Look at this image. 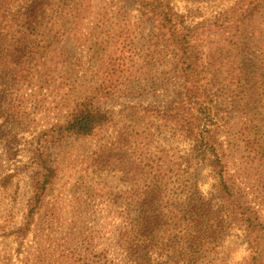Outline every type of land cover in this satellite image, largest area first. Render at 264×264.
<instances>
[{
  "label": "rangeland",
  "instance_id": "obj_1",
  "mask_svg": "<svg viewBox=\"0 0 264 264\" xmlns=\"http://www.w3.org/2000/svg\"><path fill=\"white\" fill-rule=\"evenodd\" d=\"M62 1L45 0L37 20L60 25L59 34L39 24L35 29L34 20L0 33L7 41L23 40V49L11 53L20 57L11 60V84L0 88V264H135L125 228L139 214L143 223L150 222L153 234L169 236L174 214L161 215L164 207L183 215L189 200L196 206L199 200L220 210L224 202L215 166L188 164L191 152L206 140L225 159L235 192L241 191L247 207L264 219V0H169L171 13L189 36L192 29L193 39L205 32V51L210 32L218 29L215 24H242L241 39H228L222 53L230 65L210 69L201 62L205 70L194 76L210 82L190 84L188 92L175 72L173 48L140 16L134 1L84 0L88 9L68 21L56 13ZM11 16L0 18L1 25L12 21ZM124 32H129L128 38ZM116 36L133 42V52L141 57L130 69L113 72L114 84L121 86L118 93L95 105L110 123L89 139L50 142L43 136L46 131L108 79L101 66L109 61L105 55L118 41ZM11 49L0 50L2 58ZM203 85L208 86L204 94ZM188 96L192 104L208 101L216 117L213 125L202 121L192 130L187 128L189 119H175ZM244 130L246 149L240 142ZM40 147L53 177L27 236L21 238L16 231L31 206L32 178L42 172L37 162ZM151 189H159L154 201L145 199ZM223 211L212 222L196 223L190 206V215L173 234L195 227L210 245L200 254L214 257L215 264H245L249 253L244 229L235 215L218 225ZM136 257L139 264L142 258ZM147 260L175 264L177 257L153 249Z\"/></svg>",
  "mask_w": 264,
  "mask_h": 264
},
{
  "label": "trees",
  "instance_id": "obj_2",
  "mask_svg": "<svg viewBox=\"0 0 264 264\" xmlns=\"http://www.w3.org/2000/svg\"><path fill=\"white\" fill-rule=\"evenodd\" d=\"M125 1H134L140 16L146 19V21L149 20L150 23L154 24L160 35L167 38L168 47L173 48L172 57L177 61L175 72L179 75V79L184 80L186 92L190 91V84L196 87L198 83L210 82L207 81L205 77L204 81H200L194 76L198 72L205 70L200 64L201 62L204 61V64H207L210 69L211 67L221 66L222 69L225 70L227 66L230 65L228 57L226 54L222 53L227 47L228 39L234 40V42L237 43L238 39H241L240 35L243 33L241 21L238 20V22H235V25L231 26H224L223 24L219 26L215 24L214 26L218 29L210 32L212 37L208 39L207 50L205 51L203 44L205 32L197 33L193 39L191 34L194 33V30L192 29L189 36L183 24L178 23L174 18V14L171 13L168 7L169 0ZM44 2L45 0H0V18L6 20L11 15V18H13L10 22L3 21L2 25V21H0V33L8 32V27L10 26L14 28L17 26L24 28L28 25L29 21L34 20L35 29L39 24L40 29L50 27V34L52 30L56 31V34H59L62 30L60 25L53 23L43 24L37 21L39 18L38 12L40 9H43ZM83 3L84 0H63L58 5L56 13L60 14L59 17H67V21L75 20L76 15L80 14L82 9H88V6ZM16 12L17 14L13 15ZM228 32H232L233 35L231 37H226V33ZM124 33L127 35L126 38H128L129 32ZM116 37L118 41L112 43L111 49L107 51L105 55V57H108L109 61H105L106 64H102L101 66V70H103L105 74V79H108L100 84L98 89H95L81 99V103H76L73 108L69 109L65 119L48 129V134L46 131L43 136L46 139L48 138L50 142H60L66 138L89 139L92 138L98 130L108 126L110 123V117L108 118L107 114L102 112L95 105L98 104L101 99L118 93L117 90H119L121 86L114 84L115 76L113 72L116 73L117 70L119 71V68L122 67L130 69L131 67H129V64L135 62L137 57L138 59L141 57V55H138L139 51L133 52L135 50L133 42L129 41L126 43L127 39L121 41V37ZM213 38H215L214 41H212ZM22 43L23 40L20 37L12 39V41H7L4 36L0 35V50L5 51L9 47L12 48L4 58L0 55V88L2 89L11 84V78L7 77L9 69L14 65L11 63V60L20 58L14 57L11 53L13 49L19 51L23 49ZM242 52L243 51H240L238 54L240 55ZM206 60H209L208 63L205 62ZM5 78L6 81L4 82L3 79ZM241 80L246 81L245 78H241ZM207 87V85L200 87L203 94L208 92L206 89ZM204 98L207 100V96ZM182 103L183 104L174 117L175 119L183 121H185L184 119H189L190 123L187 125V128H192L193 130L195 124L202 121H207L210 126L213 125L216 117L211 113V110L208 109V101H206V104H192L191 97L188 96ZM189 104L190 109L186 106ZM46 139L42 141L43 147L47 143ZM203 142L206 144L202 143L201 146H198V150L191 152L188 164L189 166L196 167L206 163H212L213 166H215L216 186L218 194L221 196L224 203H222L219 211H214L213 207H205L199 200L198 206L195 204L190 205L189 200V202H187L189 211L183 215H181L182 213L180 212L176 213V211L169 209V207H164V209H161V215L165 212H167L166 215L174 214L173 220L175 222H170L172 228L169 236L163 235V232L153 234L150 222L143 223L139 218V214L136 221H130L126 224L125 228V233L128 234L130 244L133 245V249H131L130 252L132 253L131 257L135 264L137 260L136 255L142 258L139 264H150L149 260H147V256L149 253H152L153 249L162 253L172 252L174 257H177V261L174 262L175 264H194V262L198 260L206 264H215L217 260H215L214 257L200 254L205 250L208 251V246L210 245L208 244V238H203L199 231L195 230V227L190 228L189 225L173 234V231L179 226V222L182 224V221H184V216L190 215V206L191 212L197 216L196 223L199 220H207L208 222L216 220L223 208L224 219L223 222H218V225L220 223H228L235 215L236 220L244 229V239L246 240L247 251L249 253V257L243 263L264 264V219L247 207V203L241 191L235 192V188L231 182L232 178L227 172V166H223L225 159L220 158V155L217 153L216 149L210 145L208 140ZM240 142L245 149L246 145H249L246 141L245 130L241 133ZM43 147H40L37 151V162L42 172L34 175L32 178V184L34 183V186H31L33 190L32 197L29 200L31 206L28 209V213L23 215L25 224L16 231L17 236L21 238L27 236L28 230L33 223V218L38 212V204L42 202L44 191L50 185V180L53 177V171L47 169ZM220 154L223 158V154ZM158 190L159 189L149 190L145 193V199L154 201L159 194ZM153 211L154 213L158 212L157 206H155ZM147 219L150 220L149 214L147 215ZM121 233L122 231H120V235ZM169 264H172L171 260Z\"/></svg>",
  "mask_w": 264,
  "mask_h": 264
}]
</instances>
